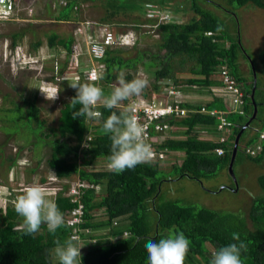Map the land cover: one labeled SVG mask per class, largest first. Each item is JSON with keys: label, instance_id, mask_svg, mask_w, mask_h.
<instances>
[{"label": "trees", "instance_id": "obj_1", "mask_svg": "<svg viewBox=\"0 0 264 264\" xmlns=\"http://www.w3.org/2000/svg\"><path fill=\"white\" fill-rule=\"evenodd\" d=\"M188 1L189 10L193 13V18L189 22L185 24L168 22L155 25V29L158 27L161 34L158 49L163 52L159 57L155 56L159 60L157 67L152 72L154 81L151 90L157 92L159 89L157 82L164 78H169L176 88L218 87L220 84L216 77V71L222 65H225L235 80L241 84L245 78L239 73V56L249 59L250 72L251 68L254 70V79L252 77L246 85L241 84L245 92L241 105L243 113L226 114L227 119L234 126L225 141L219 143L210 139L198 138L194 131L195 125L212 126L215 120L208 114L188 111L187 115L178 121H167L184 128L181 132L183 137L162 139L160 144L153 146L156 149L181 151L183 158L179 165L172 166L174 173L179 177L185 176L198 180L201 177L209 178L216 171L227 168L233 138L253 113V104L255 113L248 123L249 127L259 130L264 128V48L257 55L258 66L254 67L253 60L245 54L239 44L237 35L235 39L230 37L228 25L210 11L200 7L197 0ZM205 1L215 4L209 0ZM72 2L68 4L70 8ZM226 2L228 5L234 4L235 6L251 3L264 10V0H226ZM142 4L141 15L145 19L146 12H142ZM215 6L235 18L233 13L228 11L229 9L219 6V4H215ZM69 7L66 10L68 13L70 12ZM62 15L65 16L63 11L59 10L54 19L62 18ZM68 16L69 14L63 18L66 19ZM137 26L140 24L132 28ZM217 26H222V31H217ZM206 32H210V34H206ZM72 40L71 35L59 39L56 34L51 33L46 41L49 45H58L69 55ZM38 44L39 42L36 41L33 47ZM114 48L116 47L108 48L102 59L105 65L102 74L105 87L101 86V88L105 95L111 92L106 89V83L116 80L122 68L134 70L137 64V60L123 58L118 55L119 53L114 54ZM175 58H177L176 61ZM188 61L191 64L187 70L194 76L187 78L183 76L182 78L179 74L184 73L182 67ZM145 65L149 66L151 63H142V66L145 67ZM130 78L129 74L125 75L126 80ZM72 83L83 84L86 82L78 76L77 79L72 80ZM253 84L254 90L251 98L249 94ZM76 91L74 89L69 99L64 101L59 108L57 125L51 128V134L55 138L52 140L53 142L51 141L52 145L50 143L51 151L46 159V165L56 177L77 174L81 179L99 184L101 192L95 194L93 189H85L79 198L83 206V226L106 228L105 236H114L120 231L122 219L125 227L132 234L113 242L110 240L96 241L81 254V264H147V253L144 246L146 241L148 239L159 240L172 232H182L190 241L185 264H210L212 254L218 248L237 242L232 239L233 233L239 234L240 239L248 246V250L242 252L243 264H264V174L259 175L256 179L262 193L251 200L246 215L250 223L249 226L246 225L244 219L232 213L218 214L215 210L206 207H196L193 204H181L177 200L163 199L161 197V181L165 179V175H158L155 163L153 165L149 162L141 163L120 174L113 173L106 167H91L102 162L109 163L111 141L108 135L101 132V128L111 111L119 113L123 110H108L102 104L97 106L102 116L98 122L90 121L91 124H94V131L91 132L89 145L87 148L81 149V154L75 155L80 141L89 129L85 119L80 117L73 119L72 117V113L80 107L79 105H76L75 108L69 106ZM214 100H219V102L214 103ZM209 101L205 104L200 103L201 105L187 102L182 106L191 110L198 109L200 106L223 108L219 97H212ZM26 103L29 105L30 111L33 112L34 104L30 101H26ZM39 124L37 125L39 126ZM247 130L248 128H244L240 133L232 166L240 156H244L254 163H259L264 157V139L260 142V151L254 156H248L240 149L244 145L256 142L257 132ZM70 137H73L74 142L68 143L67 139ZM218 146L223 149L221 155H216L213 152V149ZM73 153L75 156L67 161L66 157ZM11 194L8 195L9 198L14 196ZM55 202L62 213L74 206L68 201V198L61 195L55 197ZM8 205L7 203L0 207V264H57V260L51 263L52 260L49 256L51 250L55 248L57 240L62 243L69 238L65 224L57 229L55 234L50 233L47 227L42 224V230L36 235H25L22 228L18 226L20 217L12 212L11 207H14ZM96 210L104 213V218L90 221V218L96 216L94 214ZM113 218L120 219V222L112 226ZM206 244L211 246L212 253L206 249Z\"/></svg>", "mask_w": 264, "mask_h": 264}, {"label": "rangeland", "instance_id": "obj_2", "mask_svg": "<svg viewBox=\"0 0 264 264\" xmlns=\"http://www.w3.org/2000/svg\"><path fill=\"white\" fill-rule=\"evenodd\" d=\"M71 1L73 2L70 8L68 4ZM209 1L233 13L235 18L215 4L197 0L200 7L210 11L228 25L232 39L237 35L245 54L253 60L254 67H257V55L264 48V10L251 3L235 6L228 5L226 0ZM30 2L33 5L31 6L28 1L27 7L23 2L17 4L14 13L17 18L0 21V207L8 203L4 199L9 190L17 197L26 186L41 181L42 177L51 171L46 165V159L51 151L50 143L52 145V140L55 138L51 134V128L57 125L62 103L74 92L70 86L73 84L72 80L77 79L89 63L84 46L79 48L76 46L77 50L82 49L81 54L74 58L71 51L67 55L58 45H49L46 40L51 33L56 34L59 39L71 35L72 43L81 39L85 42L88 34H92L91 30H94L93 35L97 36L100 27L105 25L110 26L116 34L124 31L134 33L135 46H118L113 51L115 50L114 54L119 53L118 55L123 58L137 60L134 70L124 67L119 73L123 71L125 75L129 74L131 78L128 81L135 78L146 79L148 86L145 90L148 92L154 81L152 72L157 67L159 60L157 57L163 52L158 49L161 34L154 25L157 16L167 17L166 23L176 24H185L193 18L188 0H30ZM141 4L142 12H146L145 19L141 15ZM67 7L70 8L69 13L66 11ZM59 10L63 11L65 16L62 15L57 21L54 18ZM153 12L154 15L151 14ZM68 14V18L64 19L63 17ZM137 24L140 26L132 28ZM36 41L39 44L33 47ZM142 63H151V65L144 67ZM190 64V61L183 64L184 73L179 76L182 78L194 76L187 70ZM238 64L239 73L245 78L241 80V84L246 85L252 78L249 61L239 56ZM102 82L103 80L100 83ZM110 87L112 88L111 84ZM189 88L195 90L192 91L193 93L207 94L211 91L210 97L196 100L201 104L207 103L212 97H217L212 92L213 87H204L200 90H197V86ZM190 90L186 92L189 93ZM57 91L59 94L56 100L45 99L44 94ZM26 101L34 104L33 112L28 108ZM172 130L173 132L169 130L167 134L160 136V139L176 138V136L182 138L181 132H175L177 129L174 128ZM194 131L197 137L204 135L200 125H195ZM247 131L250 132L249 129ZM208 136L205 137L212 138V135ZM67 141L74 142L73 137L68 138ZM180 156L182 157V154ZM71 158L72 154H69L66 160L69 161ZM171 160L168 151L165 153V159L160 161L158 166L156 165L157 169L159 167L166 172L163 174L166 181L161 185L163 199L206 207L215 210L218 214L232 213L244 219L247 226L250 225L246 215L251 200L262 193L256 179L264 174V157L259 163H254L240 156L232 166L234 179L229 176L226 168L216 171L209 178L201 177L196 180L185 176L179 177L170 168L177 162L174 160L171 163ZM8 206L14 207L13 204ZM11 209L14 213V208ZM94 214L96 216L90 221L103 217L100 210H96ZM20 225H22V217L18 226ZM43 226L45 227L44 224ZM95 234L98 233L91 232V235ZM205 247L207 250H212L208 244ZM53 249L49 256L51 263L57 260Z\"/></svg>", "mask_w": 264, "mask_h": 264}, {"label": "clouds", "instance_id": "obj_3", "mask_svg": "<svg viewBox=\"0 0 264 264\" xmlns=\"http://www.w3.org/2000/svg\"><path fill=\"white\" fill-rule=\"evenodd\" d=\"M32 5L31 3V6ZM25 6L27 7V5ZM151 14L154 15L155 12ZM14 17L15 15L12 16V19H14ZM12 19L7 21H11ZM161 22L166 23L163 19ZM161 22L157 21L156 23L158 24ZM217 31H222V26H217ZM123 33L125 34L123 42L113 47L135 46L136 37L134 33L124 31L118 32L117 34ZM206 34H210V32H206ZM78 76L83 77L82 73ZM83 81L86 83H73L70 85L77 91L75 97L71 99L69 106L73 108H75L76 105L80 106L78 110L72 113V117L73 119L78 117L85 119V122L89 125V129L80 141L78 150L76 149L77 153H73L72 157L81 154L82 148L88 147L89 140L92 136L91 132L94 131V124H91L90 121H99L102 113L97 109V106L102 104L103 107L108 110L121 109L123 111L119 113L111 111V114L104 120L101 128V132L108 135L111 141V155L108 157L109 163L105 164V162H102V164H94L91 167H106L113 173L120 174L125 170L133 169L141 163L149 162L153 165L165 159L158 161L150 160L153 154L152 148L144 140L145 130L143 126L138 123L136 118L131 114V109H124V102L129 98L139 96L141 93H145L144 95L147 93L149 95L151 92H155L152 91L151 88L146 92L145 88L148 86V81L146 79L135 78L128 81L125 79L124 72L121 71L114 84V81L106 83V89L111 90L107 95H105L101 88V86L104 85L103 82L100 83L102 81V75L98 81ZM179 89L184 94V92L188 91L190 88L180 87ZM58 94V91L49 92L44 94V96L46 100L54 101L58 98ZM87 136H89L88 140H86ZM48 172L49 174L44 175L41 181L38 180L35 184L26 186L23 192L17 197L14 195L9 198L8 195L11 191L9 190V193L4 199L9 205L13 204L15 213L22 217V225L19 227L22 228L25 235H35L40 230L42 224L47 227L50 233L55 234L57 229L65 224L63 215L70 208L62 213L55 202V197L57 195L64 196L62 194L66 191L69 181L74 182L78 179L87 184L85 187L81 188V195L85 189H93L95 194L100 192L99 184H93L87 180L81 179L77 174H72L68 177H56L52 171ZM63 180L66 181L67 185L63 183ZM62 184L64 191L55 190V186ZM249 195H252V193H249ZM6 204L7 203L3 206ZM101 214L103 217L100 219H103L104 213L101 212ZM118 222H120V219L113 218L111 225L114 226ZM82 223H84L83 214L82 222L79 224V227L86 229V232L79 234V237L72 236L65 239L62 243L59 240L55 242L56 246L53 249V253L57 259V264H81V254L96 241L101 242L110 240L113 242L116 239H123L132 235L129 229L125 227L122 219L120 222V231L114 236H105V234H107L106 228L83 226ZM102 231L103 234H101ZM91 232H97L98 234L91 235ZM232 239L238 243L233 242L218 248L212 254L210 264H243L242 252H246L248 246L240 239L237 233L232 234ZM144 246L147 253V264H185V259L189 252L190 241L182 232H172L167 236L161 237L159 240L148 239Z\"/></svg>", "mask_w": 264, "mask_h": 264}, {"label": "built area", "instance_id": "obj_4", "mask_svg": "<svg viewBox=\"0 0 264 264\" xmlns=\"http://www.w3.org/2000/svg\"><path fill=\"white\" fill-rule=\"evenodd\" d=\"M27 1L28 0H0V21L12 19V16L17 10V4L23 2L26 5ZM29 4L31 5L30 1ZM157 17V21L159 22H161L162 19L166 21L167 18L161 15ZM156 24L157 23L154 25ZM91 31H93L92 34H88L85 42L83 39L73 41L70 51L71 55L76 58V56L81 54L82 49L80 48L77 50V48L84 46L85 55L87 56L89 63L83 69V77L81 78L86 81H98L105 68L102 61L105 51L117 44H121L124 40L125 34H115L110 26L107 25L102 28L100 27L97 36L93 35L94 30ZM216 72L220 85L215 89L213 87L212 92L221 99V103L223 104L222 109L206 108L205 106H200L198 109L194 110L185 108L182 104L187 103L188 99L179 88L173 86L172 81L169 78H164L157 82L159 89L156 93L151 92L149 95L147 93L146 95L141 93L139 96L131 97L124 102V109H131V114L145 130L144 140L151 146L153 153L150 160L158 161L165 158V153L168 150L165 148L156 149L153 146L162 142L160 136H164L169 130L172 131L173 124H170L167 121H178L180 118L185 117L188 111L213 116L215 123L211 126L210 131L215 137L208 139L219 143L225 141L226 136L234 126V124L227 119L226 114L243 113L241 105L245 92L240 82L238 83L235 80L225 65L219 66ZM244 128L257 132L256 142L240 147L244 154L254 156L261 149L260 142L264 139V128L261 130L250 128L249 124ZM199 138L205 139L204 137ZM88 139L89 136L86 137V140ZM213 152L216 155H221L223 149L218 146L213 149ZM63 183H66V181L63 180ZM86 185L85 182L78 179L74 182L69 181L66 191L62 194L68 198L70 203L74 204V206L63 215L68 230V237H79V234L86 232V229L79 227V224L82 222L83 214V206L79 198L81 196V188ZM54 188L55 190H63V184L57 185Z\"/></svg>", "mask_w": 264, "mask_h": 264}, {"label": "crops", "instance_id": "obj_5", "mask_svg": "<svg viewBox=\"0 0 264 264\" xmlns=\"http://www.w3.org/2000/svg\"><path fill=\"white\" fill-rule=\"evenodd\" d=\"M252 73V72H251ZM216 87H214V89H215ZM200 89H204L203 87H198L197 88V90H200ZM190 90V89H189ZM188 90V91H189ZM191 92H184V94H185V96H186V98L188 99V101L189 102H191V103H196L197 101L196 100H199V99H201L202 97L203 98H207V97H210V94H211V91H209L207 94H201V93H193L192 91H195V90H192V88H191V90H190ZM211 101V100H210ZM209 101V102H210ZM219 101V100H218ZM197 104H198V102H197ZM200 104V103H199ZM201 105V104H200ZM212 108H216V109H222V107H212ZM200 127H201V129H202V131H204V130H208V131H204V135H202V137H204L205 139H208L207 137H205V136H208V137H210L211 135H212V138H214L215 136H214V134L210 131V128H211V126H209L208 128L205 126V125H200ZM203 127H204V129H203ZM173 128L174 129H177V130H175V132H182L183 130H184V128H182L181 126H179V125H177V124H173ZM212 130V129H211ZM171 132H173V130L171 131ZM180 137V136H179ZM183 137V136H182ZM176 138H177V136H176ZM212 138H210V139H212ZM180 154H182V157L180 156ZM170 156H171V163H173L174 162V160H176V162H177V164L176 165H179L180 164V162H181V160H182V158H183V153L181 152V151H170ZM180 157V158H179ZM157 166H158V163L156 164ZM172 166L173 165H171V167L170 168H172ZM165 168V167H164ZM158 173H160L161 175L162 174H164V173H166V172H163L162 170H161V168H159L158 167ZM165 178V177H164ZM164 178H162V179H164ZM164 181H166L165 179L164 180H162L161 182H163V183H165Z\"/></svg>", "mask_w": 264, "mask_h": 264}, {"label": "water", "instance_id": "obj_6", "mask_svg": "<svg viewBox=\"0 0 264 264\" xmlns=\"http://www.w3.org/2000/svg\"><path fill=\"white\" fill-rule=\"evenodd\" d=\"M249 60V59H248ZM250 62V61H249ZM251 72H252V77L254 79V70L251 68ZM254 81V80H253ZM253 90H254V84L252 85L251 87V90H250V97L252 98V93H253ZM255 113V106L253 104V113L251 114V116L248 118V120L239 128V130L237 131V133L235 134L234 138H233V142H232V148H231V153H230V158H229V161H228V164H227V172L229 174V176L233 178V174H232V164H233V160H234V156H235V153H236V147H237V143H238V138L240 136V133L241 131L244 129V127L247 125L248 126V123L249 121H251V119L253 118V115Z\"/></svg>", "mask_w": 264, "mask_h": 264}, {"label": "flooded vegetation", "instance_id": "obj_7", "mask_svg": "<svg viewBox=\"0 0 264 264\" xmlns=\"http://www.w3.org/2000/svg\"><path fill=\"white\" fill-rule=\"evenodd\" d=\"M103 74V73H102ZM81 75V74H80Z\"/></svg>", "mask_w": 264, "mask_h": 264}]
</instances>
